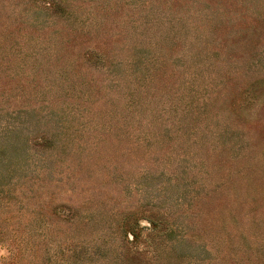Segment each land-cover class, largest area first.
<instances>
[{
	"label": "rangeland",
	"instance_id": "374dc122",
	"mask_svg": "<svg viewBox=\"0 0 264 264\" xmlns=\"http://www.w3.org/2000/svg\"><path fill=\"white\" fill-rule=\"evenodd\" d=\"M0 264H264V0H0Z\"/></svg>",
	"mask_w": 264,
	"mask_h": 264
}]
</instances>
